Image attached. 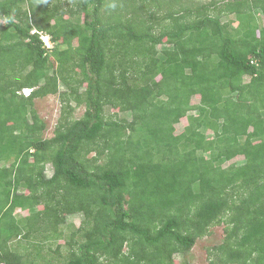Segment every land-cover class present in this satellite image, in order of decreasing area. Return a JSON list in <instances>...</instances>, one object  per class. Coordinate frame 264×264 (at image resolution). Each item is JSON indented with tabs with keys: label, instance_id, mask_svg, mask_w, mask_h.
Masks as SVG:
<instances>
[{
	"label": "trees",
	"instance_id": "obj_1",
	"mask_svg": "<svg viewBox=\"0 0 264 264\" xmlns=\"http://www.w3.org/2000/svg\"><path fill=\"white\" fill-rule=\"evenodd\" d=\"M215 226L208 264H264V0H0V264H188Z\"/></svg>",
	"mask_w": 264,
	"mask_h": 264
},
{
	"label": "rangeland",
	"instance_id": "obj_2",
	"mask_svg": "<svg viewBox=\"0 0 264 264\" xmlns=\"http://www.w3.org/2000/svg\"><path fill=\"white\" fill-rule=\"evenodd\" d=\"M212 0H200L202 3H209ZM229 17H224L223 22L227 21ZM44 44V43H43ZM45 47L51 49L53 44L48 40L45 41ZM64 46H62L63 48ZM62 90V88H61ZM193 103H197L196 99L192 100ZM61 108L60 100L58 95L47 96L35 101V109L37 110L39 116L46 123V133L45 137H49L51 130L53 129L56 121L59 117V111ZM83 113V108H78L75 112V116L78 118ZM181 127L178 128V130ZM46 177L52 175V168L50 166L46 167L45 170ZM22 214V213H21ZM20 211H16L15 216L21 215ZM83 217L81 214H73L67 217L66 225L63 228L64 237L60 240L58 244H64L68 240V236L76 230V228L81 224ZM224 236L223 226H215L210 229V233L203 238L196 241V244L192 248L191 252L187 255L186 260L188 264H208L207 251L216 244H219ZM67 239V240H66ZM175 260L181 261V256L175 255Z\"/></svg>",
	"mask_w": 264,
	"mask_h": 264
},
{
	"label": "clouds",
	"instance_id": "obj_3",
	"mask_svg": "<svg viewBox=\"0 0 264 264\" xmlns=\"http://www.w3.org/2000/svg\"><path fill=\"white\" fill-rule=\"evenodd\" d=\"M41 39H42V41H43L44 44H45V41H48L49 40V38L46 37V36H41ZM31 92H32V89H29V88H25V89H22L21 90V93L24 96H27V97L30 95Z\"/></svg>",
	"mask_w": 264,
	"mask_h": 264
}]
</instances>
